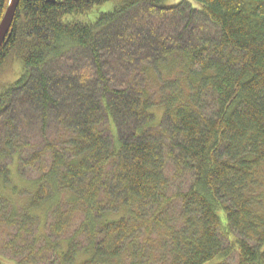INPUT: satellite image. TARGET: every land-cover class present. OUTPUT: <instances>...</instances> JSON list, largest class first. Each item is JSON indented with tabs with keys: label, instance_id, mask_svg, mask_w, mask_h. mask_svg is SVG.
<instances>
[{
	"label": "trees",
	"instance_id": "16d2710c",
	"mask_svg": "<svg viewBox=\"0 0 264 264\" xmlns=\"http://www.w3.org/2000/svg\"><path fill=\"white\" fill-rule=\"evenodd\" d=\"M191 1L19 0L0 49V78L21 69L0 88V254L264 264V0ZM14 163L30 178L7 191Z\"/></svg>",
	"mask_w": 264,
	"mask_h": 264
},
{
	"label": "rangeland",
	"instance_id": "374dc122",
	"mask_svg": "<svg viewBox=\"0 0 264 264\" xmlns=\"http://www.w3.org/2000/svg\"><path fill=\"white\" fill-rule=\"evenodd\" d=\"M183 1H187L190 3L191 6H193V8H199V5L193 3L191 0H164V6H167V7H171L172 5H176V4H179V3H182ZM112 7H113V3L112 2H107L106 4H103L101 6H96L95 8L92 9V11L86 15V17H82L80 18V22H93L95 20V18L100 14V13H107V11H110L112 10ZM11 73L10 74H4L1 76L0 78V88H2L3 86H8L9 84H12L13 81H15L19 75L21 74V69L20 67L17 65V64H14L12 65L11 67ZM4 69L2 68V71ZM9 69H5V71L7 72ZM1 71V72H2ZM159 120V119H158ZM16 169V163H14L12 165V180L9 181V183L7 184V191L9 190V188L12 186V185H18L17 187L19 188H23L21 187L24 184H26L28 181L30 176L28 175L26 178H24V180H21L18 178V176H16L15 174V170ZM22 194H19V196H21ZM14 198H16L18 200V204H21L22 201H24V197H22V199L18 198V196H15ZM1 256L5 257V258H8L9 260L11 259V257L9 258L8 254H0ZM10 264H17L13 261L10 260Z\"/></svg>",
	"mask_w": 264,
	"mask_h": 264
},
{
	"label": "water",
	"instance_id": "95a60500",
	"mask_svg": "<svg viewBox=\"0 0 264 264\" xmlns=\"http://www.w3.org/2000/svg\"><path fill=\"white\" fill-rule=\"evenodd\" d=\"M19 5V0H8L7 8L4 12V16L0 21V49L3 42L9 38V31L11 27V22L15 15V10Z\"/></svg>",
	"mask_w": 264,
	"mask_h": 264
}]
</instances>
